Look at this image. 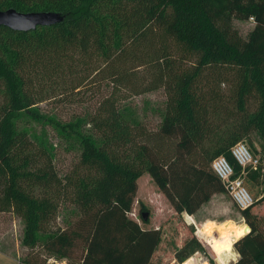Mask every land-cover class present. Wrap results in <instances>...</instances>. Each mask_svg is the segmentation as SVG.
<instances>
[{
    "label": "trees",
    "instance_id": "16d2710c",
    "mask_svg": "<svg viewBox=\"0 0 264 264\" xmlns=\"http://www.w3.org/2000/svg\"><path fill=\"white\" fill-rule=\"evenodd\" d=\"M8 8L64 17L27 31L0 27V213L23 218V245H41L76 264H152L163 231L128 215L144 172L178 214H193L214 193L227 192L210 167L214 157L225 155L240 174L230 148L251 129L263 140L264 154V0H0V10ZM234 18L254 20L246 40L220 23ZM166 39L197 54L191 72L170 73ZM81 65L134 95L161 87L172 92L162 126L147 130L135 110L128 112L112 95L103 96L93 113L69 121L43 112L38 103L49 89L61 86L69 93L80 86L74 75ZM209 65L237 70L240 110L251 99L259 102L247 124L213 153L203 146L211 128L195 97L196 80ZM140 67L148 71L140 73ZM34 123L51 125L80 149L70 183L57 178L47 132L36 133ZM248 174L254 182L261 178L264 201V167ZM65 194L80 214L65 228L47 232ZM148 211L139 201L145 224ZM239 211L250 230L234 242L239 257L233 264H264V214L253 206ZM197 249L205 250L191 235L175 250L176 261L184 262ZM45 262L31 254L20 264Z\"/></svg>",
    "mask_w": 264,
    "mask_h": 264
},
{
    "label": "rangeland",
    "instance_id": "374dc122",
    "mask_svg": "<svg viewBox=\"0 0 264 264\" xmlns=\"http://www.w3.org/2000/svg\"><path fill=\"white\" fill-rule=\"evenodd\" d=\"M223 27L229 26L236 29L241 40H246L249 32L254 26V20L232 19L228 22L220 21ZM165 43L169 46L170 59H172L173 71L171 74L180 76L186 71H192L197 63L198 56L191 53L182 45L175 41L166 39ZM84 66L77 69L74 75L80 86L71 89L66 93L64 88L59 86L56 90L49 89L42 97L44 99L38 103L43 112L51 113L62 121H69L76 116H86L93 113L100 99L106 95H112L116 98L119 106L127 109L128 112L135 110L136 115L147 130L153 131L159 129L163 124L165 113L167 112L168 99L172 92L161 87L140 95H134L126 88L112 85L109 81H101L94 76L91 70ZM140 73H145L147 67H140ZM237 70L231 66L209 65L202 69L200 76L195 83V97L199 103V111L207 119L206 123L211 128V133L205 137L203 146L210 153L227 137H231L235 130L247 124L248 116L253 114L259 102L257 97L251 99L243 110L239 109L238 98L236 95ZM177 85V83H176ZM171 93V94H170ZM33 128L36 133L40 134L46 130L49 144L53 147L55 157L52 165L56 171V176L63 184L70 183L69 177L74 172L80 162V149L72 147L62 139L57 130L51 125L34 123ZM181 135L177 136L180 139ZM245 142L252 152L260 158V163L264 167V154L262 151L263 140L255 129H251L245 138L239 140ZM38 142H36L37 144ZM246 174V187L254 197L253 210L264 213L263 185L261 178L253 181ZM72 177V176H71ZM215 200L206 204V208L201 213L204 220H225L227 225H217V222H209L214 227L222 229L216 231L214 236L219 238L225 237L228 229L232 232L238 225L235 220H239V209L231 200L227 192L217 193ZM139 201L145 203L149 208L148 223H143L139 215ZM58 202V211L56 217L50 220L47 232H53L58 228H65L70 221H74L80 214L79 206L71 201V195L65 194ZM170 202L166 196L159 190L152 176L144 172L139 179L138 191L129 216L137 219L144 227L155 226L160 219L161 229L163 231L159 247L153 257L152 264H181L176 261L174 256L175 250L184 243L185 239L191 235H196L201 241L200 233L197 236V228L194 225H188L182 214H171ZM234 212L236 215L234 216ZM232 216V217H230ZM234 216V217H233ZM229 220V221H228ZM200 226V223L197 221ZM232 228V229H230ZM240 229V228H239ZM237 229V230H239ZM24 233V220L22 217L13 212L0 213V256L1 264H20V262L31 254H38L39 259H45L44 264H71L78 263L75 258H60L47 252L41 245L30 248L22 244ZM222 236V237H220ZM209 238V237H208ZM214 238V237H212ZM217 238V237H216ZM211 239V238H209ZM202 244L209 252L212 262L218 263L215 256L211 254V247L202 240ZM212 243L211 245H213ZM220 249V246H218ZM81 251H78V255ZM51 258L50 262L47 260ZM54 258L55 261H54ZM187 264H192L189 259Z\"/></svg>",
    "mask_w": 264,
    "mask_h": 264
},
{
    "label": "built area",
    "instance_id": "2783aa9c",
    "mask_svg": "<svg viewBox=\"0 0 264 264\" xmlns=\"http://www.w3.org/2000/svg\"><path fill=\"white\" fill-rule=\"evenodd\" d=\"M230 152L235 161L241 167L240 174L237 176L235 175L234 165L223 154L214 157L211 161L210 167L224 184L227 193L230 195L231 200L234 202L237 208L245 209L253 206L254 204V197L245 184L246 174L250 170L259 168L261 165L260 158L256 156L250 147L243 141H238L233 144L230 148ZM197 231H199L198 228ZM206 242L214 251L210 241L206 240ZM208 253L209 252H206V250L197 249L181 264H187L186 262L189 259L192 261V264H223V262L219 260L218 257L217 261L219 263L212 262V257H210ZM55 259L56 258H54V261ZM51 260L52 259L49 258L47 262H50Z\"/></svg>",
    "mask_w": 264,
    "mask_h": 264
},
{
    "label": "crops",
    "instance_id": "0c3cea01",
    "mask_svg": "<svg viewBox=\"0 0 264 264\" xmlns=\"http://www.w3.org/2000/svg\"><path fill=\"white\" fill-rule=\"evenodd\" d=\"M246 181V180H245ZM217 193H221V192H217ZM217 193H214L212 196H211V198L208 200V201H206V202H204L201 206H200V208L195 212V213H193V214H189V213H187V212H183V213H181L182 214V216L183 217H185V220H186V222H187V224L188 225H194L196 228H198L199 229V231H197V236H198V233L200 232L201 233V235L203 236V237H200L201 238V241L202 240H205V242H206V240H208V241H210V239L209 238H212V237H215L214 236V233L216 232V231H218V230H220V232H222V229H220V228H218V227H214L215 229L213 230L212 229V227L209 225V222L210 221H212V222H217V225L219 224L220 226L221 225H224L226 222H225V220L223 221V220H204V219H202L201 218V213L203 212V209H205L206 208V204H208V202H210V201H212V200H215V197L218 195ZM170 210H171V214H178L177 212H176V210L174 209V207L170 204ZM254 211V210H253ZM239 212V215H240V218H239V220L237 221V220H235V222L238 224L237 226H236V228L235 229H233V231L231 232L230 230H229V234L228 233H226L225 235H230V234H232L233 236L231 237L232 238V245H231V249H230V251H224V252H222L221 253V256L219 257V254H217L216 255V253L212 250V248L210 249V252H211V254H213V256H215V260H217V257L219 258V260H221L222 262H223V264H233L236 260H237V258L239 257V254L234 250V247H233V244H234V242L240 237V236H242L243 234H245V233H247L250 229H248V227H249V225L246 223V221L244 220V218L242 217V215H241V213H240V211H238ZM254 212H258V213H262V214H264L263 212H259V211H254ZM236 215V213L234 212V216ZM233 216V217H234ZM230 217H232V216H230ZM160 219L156 222V224H155V226H152V227H155V228H159V227H161V225H160ZM197 221L200 223V226L197 224ZM229 221V220H228ZM141 225H142V223H140ZM218 225V226H219ZM143 226V225H142ZM241 229L242 230V228H245V231H244V233L243 234H241L240 236H238V237H236V232H237V229ZM200 235V236H201ZM224 235V236H225ZM209 237V238H208ZM217 237V240H215V242L216 241H219V240H221L223 237L222 236H220V237H222V238H219V236H216ZM215 237V238H216ZM219 238V239H218ZM215 242H213V243H215ZM207 243V242H206ZM210 243H211V241H210ZM208 244V243H207ZM212 244V243H211ZM178 245L179 246H181V242L180 243H178ZM209 245V244H208ZM159 247V246H158ZM158 249V248H157ZM157 251V250H156ZM156 251H155V253H156ZM155 253H154V255H155ZM1 256H0V264H1ZM218 262V261H217ZM219 263V262H218ZM220 264V263H219Z\"/></svg>",
    "mask_w": 264,
    "mask_h": 264
},
{
    "label": "water",
    "instance_id": "95a60500",
    "mask_svg": "<svg viewBox=\"0 0 264 264\" xmlns=\"http://www.w3.org/2000/svg\"><path fill=\"white\" fill-rule=\"evenodd\" d=\"M63 15L54 11L21 12L15 8L0 10V27L6 26L14 30H32L40 25H51L63 20ZM148 219V212L143 213ZM250 229V227H248Z\"/></svg>",
    "mask_w": 264,
    "mask_h": 264
},
{
    "label": "bare ground",
    "instance_id": "6f19581e",
    "mask_svg": "<svg viewBox=\"0 0 264 264\" xmlns=\"http://www.w3.org/2000/svg\"><path fill=\"white\" fill-rule=\"evenodd\" d=\"M245 231V228H242L237 230L236 232V237L240 236L241 234H243ZM233 235L230 234L229 236L226 235L225 237H223L221 240L216 241L213 245H211L214 249V252L216 254H219V257L221 256V253L224 251H230L231 249V245H232V237ZM218 246H220V249L218 248Z\"/></svg>",
    "mask_w": 264,
    "mask_h": 264
}]
</instances>
